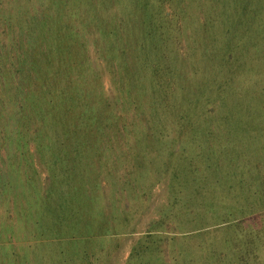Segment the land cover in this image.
Returning <instances> with one entry per match:
<instances>
[{
  "label": "rangeland",
  "instance_id": "obj_1",
  "mask_svg": "<svg viewBox=\"0 0 264 264\" xmlns=\"http://www.w3.org/2000/svg\"><path fill=\"white\" fill-rule=\"evenodd\" d=\"M0 264H264V0H0Z\"/></svg>",
  "mask_w": 264,
  "mask_h": 264
},
{
  "label": "trees",
  "instance_id": "obj_2",
  "mask_svg": "<svg viewBox=\"0 0 264 264\" xmlns=\"http://www.w3.org/2000/svg\"><path fill=\"white\" fill-rule=\"evenodd\" d=\"M20 70H18V72H19ZM20 73V72H19ZM69 79H71V77L69 78ZM53 98H50V99H46V101H44V102H42V104L43 103H45V105L47 106V107H49L50 105H51V107L49 108V109H54V108H56L57 106H55L54 104H51V102L53 101L52 100ZM60 99L65 103V102H67V104L65 105L66 107L67 106H69V103H71V105L72 104H74V98L72 97V96H70V97H66V96H60ZM68 101H69V103H68ZM71 101V102H70ZM37 102V101H36ZM38 103H40V101L38 102ZM69 109V108H68ZM61 110H63V109H61ZM98 110L96 109L95 110V112H97ZM42 112H45V111H42ZM102 113V112H101ZM51 115V114H50ZM87 116V119L92 123V125H95V126H97V128L99 129V127H101L100 126V122L99 121H101V119L102 118H100V119H98V118H94V116L93 115H91L90 113H88V115H86ZM103 117V116H102ZM106 120H107V118H106ZM108 131V130H107ZM104 135V134H103ZM105 135H107V132H106V134ZM105 137V136H104ZM110 137H113V136H110ZM107 138V137H106ZM109 138V137H108Z\"/></svg>",
  "mask_w": 264,
  "mask_h": 264
}]
</instances>
